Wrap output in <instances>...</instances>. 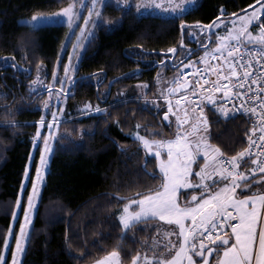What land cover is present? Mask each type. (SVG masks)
<instances>
[{
  "label": "trees",
  "instance_id": "obj_1",
  "mask_svg": "<svg viewBox=\"0 0 264 264\" xmlns=\"http://www.w3.org/2000/svg\"><path fill=\"white\" fill-rule=\"evenodd\" d=\"M70 2L0 0V255L18 207L37 124L50 119L55 107L62 114L58 135L22 264H92L117 245H121L123 263L128 264L125 250L132 254L148 251L151 255L141 240L151 243L155 238L161 242L160 250L168 239L177 241L175 236H164L175 228L156 220L137 224L133 229L136 239L131 232L122 237L119 214L128 200L118 196L139 198L134 194H146L148 188L158 190L162 183L157 158L131 134L138 131L139 124L143 136L148 135L146 128L163 133L149 139L174 138L176 121L171 125L164 121L168 104L160 97L181 73V67L173 63L185 56L193 42L190 27L182 29L181 24L208 25L217 17L229 19L230 13H245L255 0H200L197 7L178 18L138 16L133 7L112 8L109 22L100 23L88 39L68 85L60 84L57 76L56 81L53 79V74L63 72L68 58L67 53L60 57L68 27L44 25L34 30L18 20L54 12ZM173 47L177 49L176 58L170 64L167 50ZM5 57L13 58L16 67L6 64ZM162 60L163 65L159 63ZM75 77L79 78L73 87ZM159 77L171 78L162 93L158 91ZM69 89H75L73 96L64 94ZM97 108L106 111H95ZM204 112L211 144L226 156L246 148L248 115L224 119L207 102ZM40 150L41 143L36 148L34 166ZM146 161L148 170L157 172L155 178L145 172ZM203 163V159L197 160L191 179H196L197 165ZM200 190H181L180 201L191 204L195 195L199 200ZM27 192L23 193L22 207ZM144 223H159V232L145 229ZM13 232H17V226Z\"/></svg>",
  "mask_w": 264,
  "mask_h": 264
},
{
  "label": "snow or ice",
  "instance_id": "obj_2",
  "mask_svg": "<svg viewBox=\"0 0 264 264\" xmlns=\"http://www.w3.org/2000/svg\"><path fill=\"white\" fill-rule=\"evenodd\" d=\"M168 2L170 6L167 8L164 0H159V2L158 0H143V3H136L135 7L138 11L141 8H157L172 13L176 18L187 13L186 7L171 6V0ZM188 2L193 3L194 0H188ZM98 3L104 6V0H91L88 16L83 17L85 24L90 22ZM121 3L128 6L130 0H117V4ZM80 4L84 7L83 0H80ZM255 4L257 7L253 8L249 5L248 8L251 11L239 16L236 13H230L227 23L219 17L209 25L197 22L196 28L200 32L208 33L209 39L215 37L216 41V47L211 53L206 52L205 56L211 55L213 59L222 61V63L208 65L207 59L204 60L208 74L211 75L214 72L217 76L215 81L204 80V84H212L211 90L199 84V79H203L204 76L197 70L198 89L189 88L186 82L181 83L177 78L174 81L175 87H170L167 94H162L163 98L168 100V110L163 113V119L168 121L169 125H171L169 116L173 113V108L183 111V118L176 115L174 138L149 139V136L155 137L163 133L146 128L144 130L148 135L142 136L139 124L136 125L138 131L131 134L148 153L159 158L158 169L162 174V183L158 186V190L148 188L146 194L144 192L135 193L134 195L139 196L136 200L118 196L119 199L128 200L119 215L122 227L121 236L131 232L133 238L136 239L133 229L137 224L156 220L166 221L168 225L175 228L174 232L169 230L164 233V236H175L177 241L168 239L160 250L161 242L155 238L151 243L148 240H141V244L151 251V255L148 251H136L132 254L125 250L124 254L129 257L130 264H197V259L194 257L199 258L200 264H209L208 256L213 254H215V264H264V0H255ZM223 13L224 10L221 9V15ZM95 16L101 18L102 13L95 11ZM80 18V13L75 10V3L72 2L57 13L34 14L25 23L34 30H39L40 26L54 19L66 20L71 25L74 19ZM222 25L226 30L225 35H219L216 32ZM185 27L191 26L181 24L182 29ZM81 32L83 33V29ZM201 46L204 47V45ZM167 51L174 54L177 49L173 47ZM217 53L219 56L216 55ZM2 59L6 64L10 63L11 67H16L13 58ZM159 63L163 65L164 61H159ZM68 70V66H64L65 73ZM232 78H235V83ZM53 79L54 81L58 79L55 74H53ZM222 81H227L234 87L247 88L248 92H252L251 99L245 102L258 101L259 111L255 106L245 108L242 103L239 109L233 108L230 113L228 109L218 104L211 94L212 91L223 92L225 96L229 93L242 98L246 96L245 92H232V89ZM59 82L62 84L63 80ZM253 84L255 90L252 88ZM144 87L147 86L144 85ZM181 89H187L189 93L199 91L198 98L212 105L214 111L224 119L234 118L235 112L241 110L255 113L259 121L261 143L257 145L252 136L246 134L248 147L231 157L226 156L218 146L209 142L210 125L203 103H192L188 100L187 94L181 95L175 105L168 99L169 95ZM59 95L60 93H57L58 98ZM189 104H191L190 108ZM95 111L106 110L97 108ZM41 124H43V119ZM184 125L188 127L185 128ZM256 131L254 127L252 132ZM44 145L46 152L52 151L48 139L44 140ZM253 147L258 148L255 154L251 151ZM198 157L205 161L203 165H197L200 171L195 173L199 177V188L203 189V192L199 200L196 196H192V203L189 205L187 202L180 201L178 193L182 188H196V185L190 184V177L193 174L192 166L197 163ZM225 162L228 167L224 166ZM46 163L42 152L41 164ZM248 164L252 165L250 169L245 167ZM144 170L153 178L157 176V172L148 170L147 161ZM255 173L260 174V179L250 181L249 178ZM42 181V169L37 168L36 180L32 182V193L27 197V207H22L20 201L17 200V206L21 207L24 212L25 223L20 225L19 234L14 236L15 251L12 253V264H20V257L25 254L24 244L30 239L27 225L31 224V214L35 208L36 199L39 197V184ZM237 189H240V194L237 193ZM234 214L235 219L239 221L238 224L231 223ZM186 222H190L191 226L189 227ZM144 227L145 229L156 228L157 232L160 230L159 223L155 225L144 223ZM225 229H230L232 235H221ZM8 235H13L11 230ZM205 237L208 241L207 245ZM8 243V239L5 238V248ZM120 247L121 245H117L112 250L106 251V254L96 259L94 264H123ZM0 264H7L3 255H0Z\"/></svg>",
  "mask_w": 264,
  "mask_h": 264
},
{
  "label": "rangeland",
  "instance_id": "obj_3",
  "mask_svg": "<svg viewBox=\"0 0 264 264\" xmlns=\"http://www.w3.org/2000/svg\"><path fill=\"white\" fill-rule=\"evenodd\" d=\"M72 2L75 3V10L80 13V17H81L80 19H74L73 23L71 25H69L67 23V21L63 20V19H54V20H51L50 22L44 24V25L62 24V25H66L68 27V32H67V35L65 37V40L63 41V46H62L61 51H60V57H63L66 53L68 54V56H67L68 58L66 59L64 66H68L69 70L67 73H65L64 68H63V72L60 75L58 73L55 74V76H57L59 78V80H63L62 84H68V85L72 79V75H73L74 71L77 68L80 56H81V54H82V52H83V50H84V48L88 42V39L94 33V31L96 30L97 26L100 23H108L109 22V19H108L109 13L108 12L112 8L133 7L135 13L138 16L154 15V16H162L165 18L174 17V15L172 13L164 12V11H161L160 9H157V8H141L138 11L137 8L135 7V4L138 2L143 3V0H130V4L128 6H125L122 3L117 4V0H104V6L103 7L98 3L96 5V8H95V11H100L102 13V17L97 18L95 16V11H94L92 17L90 18V22L85 24L83 17L88 16V8L91 7V0H83L84 7H81L80 0H71L70 3H72ZM158 2H159V0H158ZM199 3H200V0H194L193 3H189L188 0H171V6L186 7L188 10L197 7L199 5ZM164 4H165L166 8L170 6L168 0H164ZM67 6H68V4L64 7H67ZM64 7H62V8H64ZM61 9H58V10H56L54 12H50V13H57ZM250 11L251 10H249L247 12H250ZM50 13H35V14H50ZM241 14H243V13H241ZM241 14H239V15H241ZM32 15H34V14H32ZM32 15L22 17L18 20V22L21 24H26L25 21L27 19H30L32 17ZM229 19L220 18V20H224L226 23ZM44 25H42V26H44ZM77 25H79V27H77ZM203 25H206V24H203ZM229 27H231V25H229ZM82 29H83V33L81 32ZM216 32L219 35H225L226 34V30L224 29L223 25L219 29H217ZM207 37H208V33L200 32L196 28V23L191 25L190 36H189L190 41L196 40L199 43H201L202 45H205V44L209 45L211 40H213V45L207 47L204 51L201 52V54L198 57L191 59L190 60L191 64H189V61L186 62L185 64H183L181 69L191 68L193 66H196L197 64L204 63V60L207 59V57H208V56L207 57L205 56V53L206 52L211 53L212 49H214L216 47L215 37H212L211 39H209ZM216 55L219 56V53H217ZM160 77L157 79V81H159L158 82V91H159V93H162L163 90L165 89L166 85L170 83L169 81L171 78H165V80H164L163 78H160ZM67 89H68V86H67ZM66 91H68V90H66ZM165 91H167V90H165ZM185 94H187V98L189 100L190 94L189 93H185ZM185 94H183V95H185ZM179 97L180 96H178V95L173 97L172 103L176 104V101L179 99ZM55 100H56V102H59L58 99L55 98ZM188 106H190V104ZM177 114H179L180 117L183 118V111L182 110H177ZM61 115L62 114L60 112H58L57 109L54 107L53 110H51V112H50V117H49L50 119H43V124H41V121L38 122V124H37V133H39V135H37V138L34 142L33 150L31 153V158H30V161H29V164L27 167V172H26V175L23 179V185H22L23 188H22V191H21V194L19 197V201H20V204L22 206V202L24 201L23 193L26 191V189L28 191L27 197H28V195H30L32 193V182H34L36 180V169L41 168L42 173H43V181L40 182V184H39V197L36 199L35 208L33 209L32 214H31V224L27 225L28 231H30V228L34 222L36 212H37V207H38V201L40 199L42 189H43L45 182H46V176H47V173L49 171L50 162H51V158H52V154H53L54 142H55L57 135H58L57 130H56L58 122H59L58 120L61 119ZM168 124H169V122H168ZM50 125H51V127H50ZM42 136H44V137L42 138ZM45 139H48L49 144L51 145V148H52L51 152L45 151V145H44ZM39 143H41V150H40V154L38 156L36 165L34 166V156L36 154V148L39 145ZM42 152L44 153L45 159L47 161V163L44 165L41 164V153ZM148 154L152 155L151 153H148ZM161 155L163 156V153H161ZM201 155H202V153H201ZM199 158L200 157H198L197 160ZM158 159L159 158H157V160ZM204 163H205V161H204ZM193 166H194V164H193ZM193 166H192V173H193ZM199 171H197L196 173H198ZM209 172H211V169H209ZM212 178H214V177H212ZM190 184L196 185L195 182L191 181V177H190ZM195 196L198 197V195H195ZM136 199H139V198H135L133 200H136ZM25 202H26V204L24 207H27V198H26ZM189 205H191V204H189ZM122 208H121V210H122ZM133 210H134V207H133ZM23 223H25L24 212L22 211L21 207H17L16 213L13 217V221L11 223V228H10L13 235L7 236L9 243H8L7 248H5V246H4L3 253H2L4 259L7 261V264H12V253L15 251V238H14V236L19 234L20 225ZM186 223H188L189 227H190V222H186ZM15 226H17V232L14 234L13 229ZM26 245H27V241L24 244L25 249H26ZM23 256L20 257V264H22ZM194 258L199 260L198 257H194ZM208 259H209V264H215V262L214 263L210 262V260H211L210 256H208ZM92 264H94V263H92ZM123 264H125V263H123ZM128 264H130V263H128ZM197 264H199L198 261H197Z\"/></svg>",
  "mask_w": 264,
  "mask_h": 264
},
{
  "label": "built area",
  "instance_id": "obj_4",
  "mask_svg": "<svg viewBox=\"0 0 264 264\" xmlns=\"http://www.w3.org/2000/svg\"><path fill=\"white\" fill-rule=\"evenodd\" d=\"M208 65H216L218 62L219 63H222V61H218V60H215L213 58H210L208 59ZM206 67L207 65L205 64H202V65H199L197 67H194V68H187L185 69L181 75L179 76V81L181 83H187L188 84V87L189 88H197L198 89V85L196 84V81L198 80V75H197V70L200 71V73H203V76L204 78L203 79H199V84L200 85H203L205 88H208L209 90L212 89V84L209 83V84H204V80L207 79L209 80L210 82L211 81H215L217 79V76L216 74L213 72L211 75L208 74V72L206 71ZM255 70V69H253ZM225 75H227V72H225ZM233 79V83H235V78H232ZM222 83H225L228 85V87H230L232 89V92H245L246 93V96L245 97H239V96H233L231 93H229L228 96H225L223 92H215V91H212V95H215V94H222L224 95V102H223V105L226 109L229 110V112L231 113L233 108H237L239 109L240 108V105L242 103H244V107L245 108H251L253 106H255L257 108V111H259V103L258 101H252L251 103H246L245 101L246 100H250L253 93L252 92H248L247 88H238V87H234L233 84H228L227 81H222ZM250 83V82H249ZM172 87H175L172 86ZM252 88L253 90H255V85L253 84L252 85ZM181 91H184V92H187V89H181L179 92L175 93V94H172L169 96V100H171V97L175 96V95H178L180 94ZM196 93V96L194 98H192V103L194 104H201V99L198 98L199 96V91L195 92ZM172 114H175L174 111ZM241 114H246L249 116V130H248V135H251L252 136V139L254 141H256V144L259 145L261 143V141L259 140V121L255 115V113H251V112H246V111H238V112H235L234 116H237V115H241ZM176 116V114H175ZM169 119L171 120V116H169ZM166 121V120H165ZM168 123V121H166ZM256 128L257 131L256 132H252V129L253 128ZM247 147H248V144H247ZM253 154H255L257 151H258V148L257 147H253L252 150ZM230 157V156H228ZM253 158H255L253 156ZM225 167H228V164L225 162ZM259 173H255L253 174L250 178H254L255 176H257ZM231 210V209H230ZM231 223H239V221L237 219H235V214H234V218L233 220L231 221ZM224 234H227V235H232L231 232H230V229H225V232L221 233V235H224ZM215 235V233H214ZM205 241L206 243H208L207 241V238L205 237Z\"/></svg>",
  "mask_w": 264,
  "mask_h": 264
},
{
  "label": "flooded vegetation",
  "instance_id": "obj_5",
  "mask_svg": "<svg viewBox=\"0 0 264 264\" xmlns=\"http://www.w3.org/2000/svg\"><path fill=\"white\" fill-rule=\"evenodd\" d=\"M198 44H199L198 41H193L192 44H190V46H189L190 48H189L188 52L185 54V56L182 59L178 60L176 64L173 63V65H177L181 60H183L184 58H186L190 54H191L190 56H194L197 53H199V49H200L201 46H199ZM78 78L79 77H75L74 78V80H76V84H77ZM76 84H74V82H73V87H75ZM71 91H73V90H71ZM68 92H70V89L68 91L65 90L64 94H66Z\"/></svg>",
  "mask_w": 264,
  "mask_h": 264
},
{
  "label": "water",
  "instance_id": "obj_6",
  "mask_svg": "<svg viewBox=\"0 0 264 264\" xmlns=\"http://www.w3.org/2000/svg\"><path fill=\"white\" fill-rule=\"evenodd\" d=\"M257 5L256 4H254L252 7L253 8H255ZM249 10H251L250 8L249 9H247L245 12H247V11H249ZM209 25V24H208ZM208 45H206V46H204V48L205 47H207ZM182 47L184 48L185 47V44L184 43H182ZM191 55V54H190ZM190 55H188L186 58H184L182 61H180L179 62V64H177L175 67H178V66H180V65H182V64H184L186 61H188L189 60V58L191 57ZM170 64H172V60L176 57V52L173 54V53H170ZM113 83V81H111L110 82V85ZM74 84H76V80H74ZM75 94V89L73 90V91H71V92H68L66 95H68V96H73ZM191 226V225H190Z\"/></svg>",
  "mask_w": 264,
  "mask_h": 264
},
{
  "label": "crops",
  "instance_id": "obj_7",
  "mask_svg": "<svg viewBox=\"0 0 264 264\" xmlns=\"http://www.w3.org/2000/svg\"><path fill=\"white\" fill-rule=\"evenodd\" d=\"M204 164V163H203ZM194 167V166H193ZM200 170V169H199ZM198 170V171H199ZM216 177H214L213 179H215ZM191 181H193V182H195L196 183V188H199V183H200V180H199V177L196 175V179H191ZM221 186V185H220ZM199 189H201V188H199ZM181 190H184V189H181ZM180 190V191H181ZM200 192H203V189H201L200 190ZM211 257V260H210V262L211 263H214L215 262V254H213V255H211L210 256ZM197 261H198V263L200 264V260H198L197 259Z\"/></svg>",
  "mask_w": 264,
  "mask_h": 264
}]
</instances>
